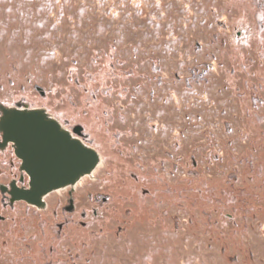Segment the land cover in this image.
<instances>
[{"label":"rangeland","instance_id":"374dc122","mask_svg":"<svg viewBox=\"0 0 264 264\" xmlns=\"http://www.w3.org/2000/svg\"><path fill=\"white\" fill-rule=\"evenodd\" d=\"M1 107L100 163L38 208L0 147V264H264V0H0Z\"/></svg>","mask_w":264,"mask_h":264},{"label":"water","instance_id":"95a60500","mask_svg":"<svg viewBox=\"0 0 264 264\" xmlns=\"http://www.w3.org/2000/svg\"><path fill=\"white\" fill-rule=\"evenodd\" d=\"M53 126L88 154L89 163L82 162V153L70 150L50 134ZM0 132V145L12 144L15 156L21 161L20 168L28 177L26 187L15 182L8 188L2 187L10 201L42 207L48 193L72 187L80 178L90 175L100 161L94 148L72 135L42 108L1 107Z\"/></svg>","mask_w":264,"mask_h":264},{"label":"snow or ice","instance_id":"6c2138e0","mask_svg":"<svg viewBox=\"0 0 264 264\" xmlns=\"http://www.w3.org/2000/svg\"><path fill=\"white\" fill-rule=\"evenodd\" d=\"M11 115L12 114H9V118H11ZM50 134L55 136L57 138V140L66 145L70 150H74V151H79L80 153H82V162L84 164H87L89 163L87 157H88V154L87 153H83V149H80L79 148V145L75 144L73 141H71L67 135H65L64 133L62 132H59L58 130H55L54 126L53 128L50 130Z\"/></svg>","mask_w":264,"mask_h":264},{"label":"bare ground","instance_id":"6f19581e","mask_svg":"<svg viewBox=\"0 0 264 264\" xmlns=\"http://www.w3.org/2000/svg\"><path fill=\"white\" fill-rule=\"evenodd\" d=\"M99 163H100V161H99ZM99 163H98V164H99ZM97 166H98V165H97ZM97 166H96V167H97ZM90 175H91V174H90ZM90 175H89V176H90Z\"/></svg>","mask_w":264,"mask_h":264},{"label":"flooded vegetation","instance_id":"af4514ba","mask_svg":"<svg viewBox=\"0 0 264 264\" xmlns=\"http://www.w3.org/2000/svg\"><path fill=\"white\" fill-rule=\"evenodd\" d=\"M0 147H3L2 145H0Z\"/></svg>","mask_w":264,"mask_h":264}]
</instances>
